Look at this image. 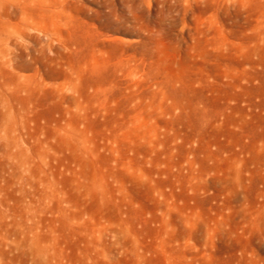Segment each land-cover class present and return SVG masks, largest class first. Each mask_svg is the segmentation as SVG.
<instances>
[{"label": "rangeland", "instance_id": "374dc122", "mask_svg": "<svg viewBox=\"0 0 264 264\" xmlns=\"http://www.w3.org/2000/svg\"><path fill=\"white\" fill-rule=\"evenodd\" d=\"M0 264H264V0H0Z\"/></svg>", "mask_w": 264, "mask_h": 264}]
</instances>
